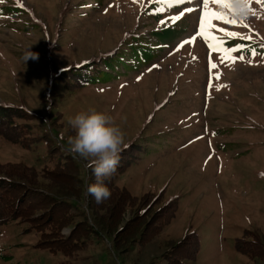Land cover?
<instances>
[{
  "label": "rangeland",
  "instance_id": "1",
  "mask_svg": "<svg viewBox=\"0 0 264 264\" xmlns=\"http://www.w3.org/2000/svg\"><path fill=\"white\" fill-rule=\"evenodd\" d=\"M167 4L0 0V108L30 116L14 120L23 127V143L0 136V178L29 177L31 189L52 193L57 186L45 176L49 171L74 187L77 178L95 180L90 162L68 151L75 133L67 123L95 108L112 117L127 145L104 183L136 202L122 209L114 238L147 225L140 242L116 260L109 242L87 239L78 211L58 205L52 222L69 216L59 235L26 233L31 226L20 220L0 226V264H178L192 238L197 258L182 264H264V2L252 0L243 16L208 4L236 20L211 21L222 47L238 49L229 54L198 34L204 0L161 8ZM169 25L177 35L160 45L154 34ZM137 40L152 48L151 60L127 72L122 64L106 69L115 56L133 64L129 47ZM98 72L108 79L89 81ZM70 219L79 224L74 233ZM245 231L251 257L235 249ZM42 238L54 242L43 246ZM48 246L66 255L84 248L66 257Z\"/></svg>",
  "mask_w": 264,
  "mask_h": 264
},
{
  "label": "trees",
  "instance_id": "2",
  "mask_svg": "<svg viewBox=\"0 0 264 264\" xmlns=\"http://www.w3.org/2000/svg\"><path fill=\"white\" fill-rule=\"evenodd\" d=\"M176 5L177 4H167L165 6L162 5L161 8H174ZM173 26L174 25H169L167 28H164L160 32L154 34L156 41L160 42V45H167L170 40L176 37L177 32ZM144 43H146V40H137L135 44H132L129 47L130 57L133 60V64L129 65L126 62L124 63L123 60H121L122 57L119 58L120 56H115L108 62L106 61L104 63L106 69H114L116 66L122 64L124 71L127 72L131 69L138 68L140 65L146 64L152 59V57L155 56V53L152 51V48L146 46ZM153 46H156V44H152V47ZM97 74L98 76L95 75V77L94 75H91L89 81H93L94 79V81L96 80L99 82L104 81L109 77L103 72H98ZM17 118L27 120V118H30V116L25 112L20 113L18 110L12 111L9 109L5 111L3 108H0V136L4 140L11 143H21V141L23 143V141L26 139L25 137L21 138L23 135V127L17 126L14 123V120ZM27 143H31V140H29ZM48 155L50 156V154ZM28 169L35 171L34 167ZM57 169L63 171L61 168ZM48 173L53 174L51 176H45L47 178H52L51 181L57 186L55 193H52L46 189L41 190L34 187L31 189V186L28 185H30L33 180L30 181L31 179L29 177V182L20 175H12L11 178L8 177V179L0 178V226L20 220L22 223H27L31 226V228H27L24 231L26 233L35 230L41 233L42 237L53 235L54 232L55 234L59 235V228H61V225H63V219H69V216L64 214V216L62 215L63 218L58 217L56 222H52L53 211L58 205H67L68 207H71L79 212V214L76 216H80L84 222V225L87 227V239L93 238L96 242H109L111 245L109 250L114 254L116 260L128 254L137 244V241L140 242L141 236H143L145 234L144 232H146L147 225H137L133 227V232L130 234L118 239L114 238V234H117L115 232V228L116 224L119 222V217L122 214V209L126 207V204H129L128 207H131L132 209L136 206V202H132L126 192H123L121 195H118L117 192L116 194L111 192L110 198L98 204L93 196L87 194L88 185L93 184V182L95 183L96 179L90 180L86 178H77L78 182L74 187L73 184L72 186H69L66 182H64V180H58L55 178L54 175H57L55 174V171H49ZM37 189L41 191H38ZM43 206L49 207V211L46 210V212H44ZM36 213L37 215L35 216L34 214ZM44 213L49 214V216L42 222V224H39L38 222L41 220V215ZM143 214L144 212L141 211L140 215ZM137 217L139 218L140 216L137 215ZM71 221L72 219H70L68 226L71 233H74L79 224L78 222L71 223ZM135 221L138 220H133L132 223ZM45 229H49V232H44ZM247 236L248 232L245 231V234L241 238L236 239L235 249L239 253L251 257L252 253L250 254L248 251L249 248H247L245 245L247 243V240H245ZM61 239H64V237L61 236ZM53 242V239L42 238L40 244L45 246L48 243ZM75 243L76 242H74L72 246H74ZM82 243L86 245L85 242ZM196 243H198L196 238H192L189 244L187 243L185 254L181 259L178 260V264H182L181 260L183 259L195 261L199 251V246ZM83 248L84 246H78V248L72 247L67 255L65 251H60L58 248H54L52 246H48L46 249H49V251L56 249V253L59 252L66 255L67 257L70 256L72 252L79 251ZM172 250L174 251V249Z\"/></svg>",
  "mask_w": 264,
  "mask_h": 264
},
{
  "label": "clouds",
  "instance_id": "3",
  "mask_svg": "<svg viewBox=\"0 0 264 264\" xmlns=\"http://www.w3.org/2000/svg\"><path fill=\"white\" fill-rule=\"evenodd\" d=\"M29 55L35 58L38 54ZM67 123L75 133L68 138V151L74 157L90 162L96 182L88 185L87 194L98 204L102 203L111 196L104 181L115 173L120 154L127 147L125 134L112 117L95 108L69 116Z\"/></svg>",
  "mask_w": 264,
  "mask_h": 264
},
{
  "label": "snow or ice",
  "instance_id": "4",
  "mask_svg": "<svg viewBox=\"0 0 264 264\" xmlns=\"http://www.w3.org/2000/svg\"><path fill=\"white\" fill-rule=\"evenodd\" d=\"M164 2L169 4H181L184 2V0H164ZM210 2L229 8L234 12V15L243 16L244 14L252 11L249 8V5L251 4L252 0H204L205 11L201 16V24H200L201 31L198 34L201 35L206 41L215 40L217 42L216 45L214 46L216 50L222 51L225 54H229L232 51L238 50V49L223 48L222 47L223 41L211 33V29L214 27L211 23L212 20L214 19L224 20L225 23H236V20L234 18L228 19L223 13L214 12L208 9V4ZM257 2H264V0H257ZM233 4H239L240 7L233 8ZM189 11H191V9H189ZM175 18L176 17H174V19ZM221 31H223V29H221ZM225 34L229 37H234L238 35L237 33H233V32H226ZM210 47H213V45H210ZM240 59H243V57H240ZM210 67L214 68L215 65H210Z\"/></svg>",
  "mask_w": 264,
  "mask_h": 264
}]
</instances>
